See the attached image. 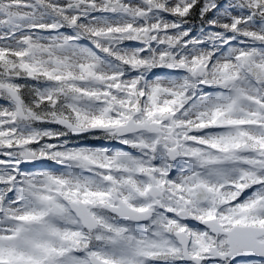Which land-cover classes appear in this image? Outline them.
<instances>
[{"label":"snow or ice","instance_id":"obj_1","mask_svg":"<svg viewBox=\"0 0 264 264\" xmlns=\"http://www.w3.org/2000/svg\"><path fill=\"white\" fill-rule=\"evenodd\" d=\"M0 264H264V0H0Z\"/></svg>","mask_w":264,"mask_h":264},{"label":"rangeland","instance_id":"obj_2","mask_svg":"<svg viewBox=\"0 0 264 264\" xmlns=\"http://www.w3.org/2000/svg\"><path fill=\"white\" fill-rule=\"evenodd\" d=\"M185 26L191 28V29L193 30L194 33H198L199 30H200L202 27H204V28L207 27V25H206L204 22H202V21L199 19V17H198V21H197L196 23H193V22L190 21V22H189L187 25H185ZM79 142L84 143V144H86V145H87L88 143H97L98 146H96V147H99V146H102V145H106V144L108 143L107 141H102V140H99V139H97V138H95V137H88L86 140L79 141Z\"/></svg>","mask_w":264,"mask_h":264}]
</instances>
